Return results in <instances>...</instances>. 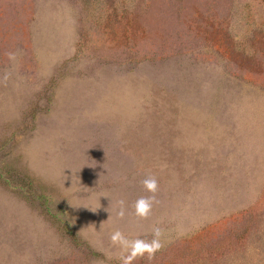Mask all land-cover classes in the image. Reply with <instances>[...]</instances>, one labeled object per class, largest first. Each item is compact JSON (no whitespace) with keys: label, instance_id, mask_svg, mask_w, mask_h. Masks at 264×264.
Here are the masks:
<instances>
[{"label":"rangeland","instance_id":"rangeland-1","mask_svg":"<svg viewBox=\"0 0 264 264\" xmlns=\"http://www.w3.org/2000/svg\"><path fill=\"white\" fill-rule=\"evenodd\" d=\"M117 230L264 264V0H0V264H124Z\"/></svg>","mask_w":264,"mask_h":264},{"label":"clouds","instance_id":"clouds-1","mask_svg":"<svg viewBox=\"0 0 264 264\" xmlns=\"http://www.w3.org/2000/svg\"><path fill=\"white\" fill-rule=\"evenodd\" d=\"M144 188L152 193H155L158 189V181L155 178L145 179L143 181ZM152 199L147 197H140L134 203L135 213L137 216L146 217L152 207ZM122 210L119 216L123 218L125 212L123 210L124 201H121ZM111 241L113 245L120 246L124 249L130 250L128 256L123 257L124 264H130V261L137 256H142L145 252L149 255L153 254L159 247L158 243L149 244L143 240H133L129 241L128 238L119 230L113 232L111 236Z\"/></svg>","mask_w":264,"mask_h":264}]
</instances>
